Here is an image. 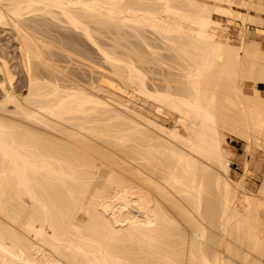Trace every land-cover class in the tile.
<instances>
[{
    "label": "bare ground",
    "instance_id": "obj_1",
    "mask_svg": "<svg viewBox=\"0 0 264 264\" xmlns=\"http://www.w3.org/2000/svg\"><path fill=\"white\" fill-rule=\"evenodd\" d=\"M212 12L264 27V0H0V264H264V47Z\"/></svg>",
    "mask_w": 264,
    "mask_h": 264
},
{
    "label": "rangeland",
    "instance_id": "obj_2",
    "mask_svg": "<svg viewBox=\"0 0 264 264\" xmlns=\"http://www.w3.org/2000/svg\"><path fill=\"white\" fill-rule=\"evenodd\" d=\"M234 9H240V10H244L243 8H241V7H239V6H237V5H233L232 6ZM212 16L213 17H219V19H220V21H221V23H222V26L223 25H226V27L224 28L225 30H223V32H222V34H223V39H225V40H229V42H232V43H237V35H238V30H240V28H241V26H243L248 32H250V34H251V36H252V34H253V36L252 37H254V39L255 40H258V42L261 44V46L262 47H264V27H261V26H258V24H256V23H254V22H251V21H246L245 23H243L242 22V20H241V18H239L238 16H229V15H219V14H217L216 12H212ZM222 18H221V17ZM55 23H58L57 21L55 22ZM243 23V24H242ZM242 24V25H241ZM228 26V27H227ZM57 28V27H56ZM58 29H59V27H58ZM72 34H74V33H72ZM75 36H77L80 40H83V42H81L82 43V45H81V43L79 44V45H81V47H79V45H78V47L80 48V49H83V51L85 52V54L86 55H88V53H89V57H91L92 59H93V56L95 57L94 58V60H95V62H94V66L93 67H95L94 68V73L97 75V76H101L100 77V80L101 79H103V77H104V79H106V77H105V74H107V70H106V68L109 66L107 63H105V62H103L101 59V56H100V52H98V50L96 49V47L95 46H93V44L89 41V40H87L84 36H79L78 34L76 35V33L74 34ZM102 36V35H101ZM100 36V37H101ZM226 36V37H225ZM256 36V37H255ZM12 37H13V30L11 29V27L10 26H0V52H3L5 55H6V57L9 59V64H11V70L14 72V83H16L20 88H24V86H25V81H26V79H25V76H24V73H23V71L20 69V67H19V65L17 64V61L19 60V55H18V50H17V48H16V46L14 45V42H13V40H12ZM128 37V38H127ZM131 37V38H130ZM126 36V39H134L132 36ZM84 38V39H83ZM102 38V37H101ZM103 41H105L106 40V38L103 36ZM124 40H125V38H123ZM123 39H121L120 41H122V43H124V44H126V45H130L126 40L125 41H123ZM234 39V40H233ZM107 41H109L110 42V40H106V42ZM88 43V44H87ZM83 44H84V47H83ZM91 46H90V45ZM94 47V48H93ZM86 48H88V50H90V52L86 49ZM121 48V47H120ZM97 51V52H96ZM92 53V54H91ZM99 53V54H98ZM167 54V53H166ZM93 55V56H92ZM100 58V59H99ZM97 61H98V63H99V61H100V63H99V65L97 64ZM78 61H73V63L71 62L70 64L72 65V66H74V65H76V66H78L79 68H86V66L87 65H85V62H83V61H79L78 63H77ZM16 63V64H15ZM84 63V64H83ZM102 64V65H101ZM105 64V65H104ZM106 64H107V66H106ZM96 65H98V66H96ZM155 65V64H154ZM153 65V66H154ZM100 66V67H99ZM103 67V68H102ZM162 70H161V69ZM106 71H105V70ZM156 69H158V70H156ZM82 70V69H81ZM104 70V71H103ZM166 70V71H165ZM22 71V72H21ZM95 71H97V72H95ZM154 71L156 72H153V74H152V72H149L148 73V75H149V80H151V79H156L157 78V80H158V75H160L159 76V79H160V77L162 76L161 74H160V72L161 73H165V74H163V75H165V76H167L168 74V72H170V71H172V69H169V67L167 66V68H166V65L164 66H161L160 67V65L159 66H154ZM101 72H102V74H104V75H102L101 74ZM106 72V73H105ZM167 72V73H166ZM80 73H82V71H80ZM98 73V74H97ZM100 74V75H99ZM155 74H157V75H155ZM153 75V76H152ZM156 76V77H155ZM24 77V78H23ZM153 77V78H152ZM155 77V78H154ZM169 77H170V75H169ZM246 81H249V80H246ZM21 85V86H20ZM258 86L262 89L261 90V94L262 95H264V83H261V82H258ZM105 91H103V93H104ZM116 93H114L115 94V96L117 95H119V97L121 96V99H122V97H124L123 99H122V101H125L126 99H127V93H123V92H121V91H115ZM246 92H247V94H251L252 93V88L250 87V86H248L247 85V88H246ZM105 93H107V91L105 92ZM120 99V98H119ZM120 99V100H121ZM134 99H136V100H134ZM142 100V101H141ZM143 100H144V98H143V96H140L138 99L136 98V97H134L133 99H132V101L133 102H136L135 104H131V105H133V107L135 108V109H137V110H140L141 112H143V113H145V114H147V115H150V113H149V111L150 112H155V109H154V107L151 105H149L150 104V101H147V100H144V101H146V103H143ZM130 104V103H129ZM140 106H142V107H140ZM148 109V111H147V109ZM223 131H224V134H225V136H226V139H227V141L229 142V143H226V147H227V149H228V154H229V156H228V158H229V166H230V176L232 177V178H236V179H239L241 176H243V175H245L246 176V178H245V180L248 182H245V185H246V187L247 188H250V187H254V184L256 185V183H260V178H258V176H256V174H257V172H256V170H255V168H254V166H253V164H250V166L249 167H251V168H249L248 167V169H247V171L246 172H244V169H243V161H242V159H241V152L243 151V147L245 146V144H246V142L244 141V140H242L241 138H238V137H236V136H234L233 134H232V132L231 131H229L227 128H223ZM230 149V150H229ZM233 151V152H232ZM260 156L262 157V158H264V154H262V153H260ZM236 157V158H235ZM252 168H254V170L252 169ZM243 169V170H242ZM251 169V170H250ZM258 171V170H257ZM234 172V173H233ZM248 172V173H247ZM252 172V173H251ZM244 173V174H243ZM235 174H236V176H235ZM247 174H248V176H249V174H250V177L248 178V176H247ZM253 174H254V176H253ZM244 176V177H245ZM252 178V179H251ZM258 178V179H257ZM249 180H252V181H249ZM254 180V181H253ZM254 182V184H253V186H252V184L251 183H253ZM251 185V186H250Z\"/></svg>",
    "mask_w": 264,
    "mask_h": 264
}]
</instances>
